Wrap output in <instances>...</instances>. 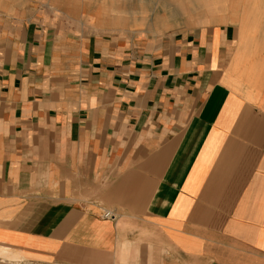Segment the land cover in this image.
Wrapping results in <instances>:
<instances>
[{"label": "crops", "instance_id": "0c3cea01", "mask_svg": "<svg viewBox=\"0 0 264 264\" xmlns=\"http://www.w3.org/2000/svg\"><path fill=\"white\" fill-rule=\"evenodd\" d=\"M132 1L0 0V264H264V1Z\"/></svg>", "mask_w": 264, "mask_h": 264}, {"label": "rangeland", "instance_id": "374dc122", "mask_svg": "<svg viewBox=\"0 0 264 264\" xmlns=\"http://www.w3.org/2000/svg\"><path fill=\"white\" fill-rule=\"evenodd\" d=\"M188 1L189 0H133L132 1L133 3L130 5V8H131V12L133 11L132 13L137 15L138 19H141L140 21L141 23H139L140 24L139 29L142 30L148 29L153 31L154 33L165 34L167 32L174 31L183 26H192L194 24H197V22H195L194 20L199 19L201 17L200 15H204L201 11H199L198 8H197L198 10L192 9L193 10L192 11L191 10L192 4L191 6L187 5L190 8H187L186 5L184 6L182 5V3L186 4ZM210 1L214 2L216 5V2L218 0H210ZM220 1L224 5H221V7L220 5H218L215 8V11H218L220 8L224 9L226 7L225 6L226 0H220ZM191 2L193 3L194 1L191 0ZM231 2L234 3V5L236 6L238 5V3L241 2V0H230V5L232 6ZM147 6L150 8H148ZM124 8L127 7H123V9ZM142 14L144 15L142 16ZM205 15L211 17V15L207 13ZM162 20L165 21V24H162L164 23L162 22Z\"/></svg>", "mask_w": 264, "mask_h": 264}, {"label": "bare ground", "instance_id": "6f19581e", "mask_svg": "<svg viewBox=\"0 0 264 264\" xmlns=\"http://www.w3.org/2000/svg\"><path fill=\"white\" fill-rule=\"evenodd\" d=\"M192 1H194L193 3L191 2V0H189L186 4H184V3H182V5L184 6V5H190L191 6V4H192V7H191V10L193 9V10H196L197 8L199 9V11H201L203 14H209V15H211V16H213L215 13H216V11H215V8L218 6V4L219 3H221L222 4V2L220 1V0H218L217 2H216V5H215V3L214 2H211L210 0H192ZM264 1V0H263ZM262 1V2H263ZM119 4V3H118ZM148 4V3H147ZM220 4V5H221ZM248 4H249V2H248ZM259 4V3H258ZM263 4V3H262ZM146 6V5H145ZM95 7V6H94ZM101 7V6H100ZM148 7V6H147ZM163 7V6H162ZM250 7V6H249ZM105 8V7H104ZM148 8H150V7H148ZM187 8H190V7H188L187 6ZM174 9V8H173ZM197 9V10H198ZM258 9V8H257ZM152 10V9H151ZM191 10H189V11H191ZM192 10V11H193ZM256 10V9H255ZM120 11V10H119ZM135 11H137V10H135ZM140 11V10H139ZM150 11V10H149ZM176 11V10H175ZM185 11V10H184ZM248 11V10H247ZM251 11V10H250ZM107 12V11H106ZM131 12V11H130ZM133 12V11H132ZM195 12H197V11H195ZM142 13V12H141ZM251 13V12H250ZM255 13V12H254ZM104 14V13H103ZM168 14H170V13H168ZM233 14H235V13H233ZM144 14H142V16H143ZM243 15V14H242ZM246 16V15H245ZM177 17H178V15H177ZM248 17V16H247ZM102 18V17H101ZM172 18V17H171ZM104 19V18H103ZM102 19V20H103ZM174 19H175V17H174ZM177 19V18H176ZM162 22H164V23H162V24H165V21L164 20H162ZM169 22V21H168ZM122 26V25H121ZM163 26V25H162ZM160 28V27H159Z\"/></svg>", "mask_w": 264, "mask_h": 264}, {"label": "built area", "instance_id": "2783aa9c", "mask_svg": "<svg viewBox=\"0 0 264 264\" xmlns=\"http://www.w3.org/2000/svg\"><path fill=\"white\" fill-rule=\"evenodd\" d=\"M103 216L105 218H111V217H113V214L111 212H109V211H105Z\"/></svg>", "mask_w": 264, "mask_h": 264}]
</instances>
